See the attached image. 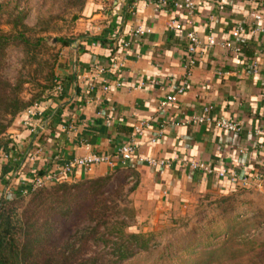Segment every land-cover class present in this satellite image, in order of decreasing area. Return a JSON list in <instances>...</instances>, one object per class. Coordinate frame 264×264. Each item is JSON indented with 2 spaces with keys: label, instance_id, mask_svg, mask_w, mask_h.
Here are the masks:
<instances>
[{
  "label": "crops",
  "instance_id": "0c3cea01",
  "mask_svg": "<svg viewBox=\"0 0 264 264\" xmlns=\"http://www.w3.org/2000/svg\"><path fill=\"white\" fill-rule=\"evenodd\" d=\"M160 1H88L80 45H72V54L60 63L56 89L36 102L43 109V117L33 122L36 130L25 128L21 115L8 130L14 141L1 161L14 167L10 175L15 174L17 193L19 178L55 169L87 152L112 154L129 141L134 153L125 165L76 168L66 181L117 172L133 186L134 204L159 215L170 208L183 210L207 194L264 189V0H193L191 13L174 7L173 1L182 0H166L164 6ZM171 20L195 30L202 45L183 94L160 110L159 102L186 77L187 38L168 28ZM238 25L244 30L234 37ZM138 27L147 31L137 34ZM209 34L231 41L240 51L208 47ZM118 81L121 85L115 86ZM208 104L214 115L240 122L241 130L181 123ZM141 121L149 126L133 137ZM175 155L206 161L215 171L208 174L174 162L155 167L143 161ZM222 167L236 178L218 176Z\"/></svg>",
  "mask_w": 264,
  "mask_h": 264
},
{
  "label": "trees",
  "instance_id": "16d2710c",
  "mask_svg": "<svg viewBox=\"0 0 264 264\" xmlns=\"http://www.w3.org/2000/svg\"><path fill=\"white\" fill-rule=\"evenodd\" d=\"M19 2L17 0L15 11L7 16L9 30L0 28V182L3 180V192L14 169L9 163L1 161L2 154L10 151L14 141L7 130L28 107L36 104L45 89L54 90L57 87L53 74L56 58L51 54L53 50L47 37L40 34L48 28L37 31L27 25L24 22L25 12L17 10ZM87 4L88 0H60L63 10L82 12ZM73 40L72 37H56V43L62 46L71 44ZM10 47H16L21 52L23 66L34 63L37 69L31 71L28 67L26 72H18L15 81L8 78L4 69ZM46 55L48 58L44 57ZM38 77H42L46 84L37 81L42 89L26 99L22 95L23 83ZM109 178L105 175L71 183L57 182L51 184L54 185L52 188L50 185L37 188L22 197L25 201L23 208L14 205L19 201L17 198L1 195L0 264H123L134 262L133 258L140 252L150 250L153 245L151 238L141 231L124 229L132 224L126 222L122 227H116V223L110 222V213L116 208L122 191L117 189L107 193L105 188ZM82 190L91 199L90 206L70 233L55 243L52 239L55 223L51 212L58 211L62 216H68L72 208L70 201ZM100 245L102 248L98 249Z\"/></svg>",
  "mask_w": 264,
  "mask_h": 264
},
{
  "label": "rangeland",
  "instance_id": "374dc122",
  "mask_svg": "<svg viewBox=\"0 0 264 264\" xmlns=\"http://www.w3.org/2000/svg\"><path fill=\"white\" fill-rule=\"evenodd\" d=\"M0 5V28L7 31L10 25L6 19L10 12L15 11L17 0H0ZM17 10L25 12L24 22L37 31L48 28L40 34L47 37L51 44V54L56 58L53 74L57 77L60 63L72 54V45L77 49L82 41L84 10H63L60 0H20ZM56 37H72L74 40L62 46L56 43ZM8 54L4 74L12 81L16 80L18 72H26L28 67L31 71L37 69L34 63L23 66L22 54L16 47H10ZM37 81L46 84L42 77L23 83L22 95L26 99L42 89L36 84ZM50 92V89H45L36 101H41ZM109 177L106 192L122 191L116 208L110 213V222L116 223V227L128 222L132 226L128 229L124 227L125 230L141 231L153 242L150 250L140 252L133 258L134 262L126 261L123 264H264V189L239 187L229 196L207 194L183 210L170 208L159 215L134 204L133 186L125 180L124 175L112 172ZM50 186L52 188L54 185ZM15 190L0 193L17 198L19 201L14 205L23 208L25 201L22 197L32 191L21 194ZM70 202L72 208L68 216H62L58 211L51 212L55 223L52 238L55 243L66 237L72 227L80 222L91 199L82 190ZM101 248L102 245L98 249Z\"/></svg>",
  "mask_w": 264,
  "mask_h": 264
},
{
  "label": "built area",
  "instance_id": "2783aa9c",
  "mask_svg": "<svg viewBox=\"0 0 264 264\" xmlns=\"http://www.w3.org/2000/svg\"><path fill=\"white\" fill-rule=\"evenodd\" d=\"M166 0H161V5H167ZM174 7L177 9L186 10L191 13L194 8L193 0H182V1H173ZM254 18L260 20L262 16L260 14H253ZM187 24H191V21H187ZM168 28L174 30L178 33H183L187 38V58H186V77L183 83L178 86L174 92L167 93L164 98L159 102L158 108L160 110H164L170 104H173L177 101L178 97L183 94L185 90V85H187V78L189 75L190 68L194 65L196 60V54L198 50L201 48L202 41L199 37L198 33L193 30H185L184 24L176 22L175 20H171L168 23ZM244 30L243 25H238L232 35L234 37H238L240 33ZM147 30H143L141 28H136L134 30L137 34H143ZM206 44L208 47L211 46H219L225 49H231L234 52L238 53L240 51L239 46L234 45L231 41H220L215 39V37L209 34L206 37ZM121 83L118 81L115 83V86H120ZM104 89H108V86L105 85ZM40 117H43V109L40 108L37 104L28 107L23 114L21 115V123L25 126V128L30 129L31 132L36 130L37 124L34 123V120H39ZM182 124H212L215 127H218L223 130H229L232 132H239L241 130L240 122L225 118L218 117L214 115L213 106L211 104L205 105L202 107L199 113L192 114L187 119H185ZM40 125V124H39ZM149 124L145 121L139 122L134 126L132 136L137 137L143 134L145 128H147ZM134 153V144L132 142H126L119 145L115 152L112 154H99L93 152H87L82 156L73 157L68 162L57 166L55 169H48L43 172H33L28 178H19L21 181V185L18 188V193L26 194L29 191H33L37 188L51 185L53 183L66 181L69 179L70 175L73 173V170L76 168H82L83 170L90 171L97 165H107L111 168H116L118 166L125 165L131 158ZM144 163L155 166V167H170L172 164H178L181 167H190L194 170H200L205 173H213L214 167L202 160H197L190 156L181 155L174 156L170 159L167 158H152L146 157L143 159ZM174 162V163H173ZM15 175V174H14ZM11 175V180L8 182L4 189V194L12 192L14 188V180ZM17 175V174H16ZM217 175L220 177L229 176L231 179L236 178V174L234 172L228 171L225 167H222L217 170ZM16 178V176H15ZM242 183L247 184V178L242 177Z\"/></svg>",
  "mask_w": 264,
  "mask_h": 264
}]
</instances>
